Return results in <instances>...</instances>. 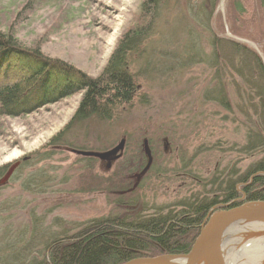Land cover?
Instances as JSON below:
<instances>
[{
  "label": "rangeland",
  "instance_id": "obj_1",
  "mask_svg": "<svg viewBox=\"0 0 264 264\" xmlns=\"http://www.w3.org/2000/svg\"><path fill=\"white\" fill-rule=\"evenodd\" d=\"M140 1L0 0V27L11 30L24 47H38L44 56L97 76L119 36L137 17ZM201 1L170 0L157 22L159 34L146 42V47L152 43V49L144 52L145 61L132 57V71H141L135 103L109 121H87L68 137L76 149L100 153L123 139V148L114 159L100 160L46 146L71 118L80 93L23 116L0 117V167L16 164V169L21 157L38 151L47 157L42 161H37L41 156L33 158L10 181L9 177L0 184V227H51L71 232L91 219L120 213L115 201L127 185L139 184L134 194L142 205L164 207L200 189L191 183L193 178L174 177L182 165L199 177H210L215 167L224 172L238 170L241 175L262 157L236 153L244 141L248 119L238 111L244 104L238 106L235 87L238 84L243 91L246 87L225 60L217 75L234 115L204 100V92L215 86L216 68L204 62L214 53L212 33L199 20L201 16L193 15L197 8L189 12L190 5L197 7ZM220 1L217 9L224 37L244 43L262 56L251 40L229 32L225 0L221 5ZM243 26L245 36L254 31L245 20ZM228 50L225 45L217 52L226 59ZM194 56L204 64L183 63ZM149 157L150 174L143 177L135 168ZM39 174L44 175L40 180Z\"/></svg>",
  "mask_w": 264,
  "mask_h": 264
},
{
  "label": "trees",
  "instance_id": "obj_2",
  "mask_svg": "<svg viewBox=\"0 0 264 264\" xmlns=\"http://www.w3.org/2000/svg\"><path fill=\"white\" fill-rule=\"evenodd\" d=\"M169 2H139L136 19L119 36L97 76H90L63 60L44 56L38 47H24L11 30L0 27V117L23 116L80 93L71 118L46 146L56 150L93 151L76 149L68 137L87 121H109L122 108L135 103L141 71H132V57L146 58L144 52L152 49V43L146 47V42L159 34L157 22L163 18V10L167 9ZM218 3L219 0H202L197 7L189 6V12L197 8L193 15L201 16L199 20L213 36L214 53L204 62L211 64L217 72L212 77L215 86L204 92V100L213 101L234 115L217 75L225 60L227 68H232L246 87L244 91L238 84L235 87L240 102L238 106L244 104L238 111L248 119L244 141L236 153L245 157L261 154L262 157L241 175H238V170L224 172L215 167L210 177H199L182 165L174 177L183 174L188 179L193 178L191 183L200 189L164 207L142 205L134 194L139 184L127 185L120 189V200L115 201L120 213L91 219L79 225L81 227H74L71 232L56 231L51 227H0V264H122L138 257L185 254L198 235L199 225L209 209L232 202L236 205L244 201L264 200V0H251L250 3L247 0H225L229 32L251 40L262 56L248 45L224 37ZM244 20L245 25L253 26L254 31L248 36L242 33ZM225 45L229 49L226 59L217 52ZM204 62L199 56L183 61L191 65ZM37 156H41L37 161L47 159L40 151L21 157L8 181ZM147 164L145 162L135 168L143 177L150 174L151 164L145 170ZM9 167V164L0 167V180ZM258 172L261 174L255 175ZM252 175L255 176L250 179ZM41 177L44 175L39 174L37 178L40 180ZM243 196L244 200H241ZM150 209L153 212L149 213Z\"/></svg>",
  "mask_w": 264,
  "mask_h": 264
},
{
  "label": "water",
  "instance_id": "obj_3",
  "mask_svg": "<svg viewBox=\"0 0 264 264\" xmlns=\"http://www.w3.org/2000/svg\"><path fill=\"white\" fill-rule=\"evenodd\" d=\"M222 0L220 1V5ZM124 140L106 152L73 151L82 156L97 157L109 161L122 150ZM145 152L149 155L147 142ZM150 157L147 169L150 165ZM12 164L0 180L4 183L12 174ZM261 174L260 172L255 175ZM252 175L251 178H253ZM250 178V179H251ZM244 200V196L241 198ZM250 240L264 244V200L244 201L240 204L227 203L209 209L199 225V232L189 251L185 254H161L154 257H138L122 264H264V247L261 255L250 258L242 255L241 247ZM256 257V258H255ZM254 260H253V259Z\"/></svg>",
  "mask_w": 264,
  "mask_h": 264
},
{
  "label": "bare ground",
  "instance_id": "obj_4",
  "mask_svg": "<svg viewBox=\"0 0 264 264\" xmlns=\"http://www.w3.org/2000/svg\"><path fill=\"white\" fill-rule=\"evenodd\" d=\"M260 242H262V241L258 242L257 240H250L248 243L244 244L241 247V250H240L242 252V255L245 256V257H249V258L252 255L254 256L255 254L257 255V257L260 256L261 255V251H262V249L264 247V244L261 245Z\"/></svg>",
  "mask_w": 264,
  "mask_h": 264
}]
</instances>
